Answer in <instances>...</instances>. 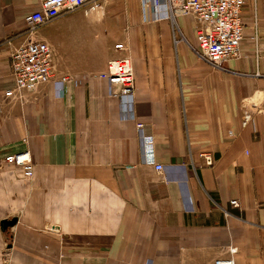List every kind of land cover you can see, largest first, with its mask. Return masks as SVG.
<instances>
[{
    "label": "crops",
    "instance_id": "crops-1",
    "mask_svg": "<svg viewBox=\"0 0 264 264\" xmlns=\"http://www.w3.org/2000/svg\"><path fill=\"white\" fill-rule=\"evenodd\" d=\"M38 9L0 0V264H214L230 247L264 264V0L245 5L241 50L220 68L198 56L193 16L156 22L141 0H104L94 20L111 14L123 35L102 56L79 36L87 10L29 36ZM30 40L51 48L53 79L7 99L11 52ZM118 57L136 77L128 115L101 77ZM24 152L31 179L5 162Z\"/></svg>",
    "mask_w": 264,
    "mask_h": 264
},
{
    "label": "built area",
    "instance_id": "built-area-1",
    "mask_svg": "<svg viewBox=\"0 0 264 264\" xmlns=\"http://www.w3.org/2000/svg\"><path fill=\"white\" fill-rule=\"evenodd\" d=\"M104 0H38L39 9L25 17L26 29L33 36L42 27L54 22L63 15L80 9L102 10ZM146 19V12L151 10L154 21L169 20L175 23L180 16H193L197 21L198 56L214 68L229 59L236 58L244 41L245 27L243 9L251 0H141ZM10 43V42H9ZM10 67L15 81L14 88L5 93V98L23 101L27 93L35 92L43 85L49 84L54 75L52 50L46 42L30 40L13 48ZM109 84L111 98L120 102L123 114L135 111L136 77L130 58L118 57L108 63L107 70L101 74ZM264 81V74L262 75ZM68 79V78H67ZM252 118L251 110L244 111V123ZM143 128V123H138ZM149 144L145 142V144ZM206 164H214L213 156H204ZM7 164L18 166L24 178L34 176V163L28 152L7 156ZM158 172L163 166H156ZM230 204L240 208L238 200ZM237 248L230 247V257L219 259L214 264H237Z\"/></svg>",
    "mask_w": 264,
    "mask_h": 264
},
{
    "label": "rangeland",
    "instance_id": "rangeland-1",
    "mask_svg": "<svg viewBox=\"0 0 264 264\" xmlns=\"http://www.w3.org/2000/svg\"><path fill=\"white\" fill-rule=\"evenodd\" d=\"M97 13V11H92L90 13H86L87 16L74 15L73 17H75L74 19L77 21L78 25L86 26V29L82 33H80V37H90L100 40L101 47H99V52L103 56L104 54H107L109 50L108 47H113L114 43L121 37V35H123V29L121 28V26L115 27L112 24L113 16L109 13L104 15L99 20V23L96 22L94 18L96 17ZM119 46L120 44H115L114 50L118 49Z\"/></svg>",
    "mask_w": 264,
    "mask_h": 264
},
{
    "label": "water",
    "instance_id": "water-1",
    "mask_svg": "<svg viewBox=\"0 0 264 264\" xmlns=\"http://www.w3.org/2000/svg\"><path fill=\"white\" fill-rule=\"evenodd\" d=\"M16 220L4 221L3 222V230H6L8 227L14 226Z\"/></svg>",
    "mask_w": 264,
    "mask_h": 264
}]
</instances>
